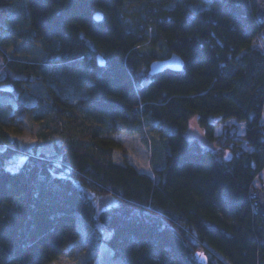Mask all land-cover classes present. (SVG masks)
I'll use <instances>...</instances> for the list:
<instances>
[{
	"label": "trees",
	"instance_id": "trees-1",
	"mask_svg": "<svg viewBox=\"0 0 264 264\" xmlns=\"http://www.w3.org/2000/svg\"><path fill=\"white\" fill-rule=\"evenodd\" d=\"M129 1L27 0L29 29L19 30L9 25L14 0H0V43L36 40L43 52L29 60L0 46L7 70L23 75L0 83L43 88L28 92L29 103L0 90V264L66 254L80 220L109 229L106 242L124 264H202L199 251L208 264H264V222L251 196L264 170V23L254 0H137L132 11ZM173 53L182 69L149 71ZM3 108L9 122L40 121L50 151L38 143L22 151ZM194 116L228 159L188 139ZM228 119L244 122V133L217 134ZM144 123L176 128L151 154V171L117 163L122 144L111 136L142 133ZM20 153V168H7ZM90 192L116 203L98 211Z\"/></svg>",
	"mask_w": 264,
	"mask_h": 264
},
{
	"label": "rangeland",
	"instance_id": "rangeland-1",
	"mask_svg": "<svg viewBox=\"0 0 264 264\" xmlns=\"http://www.w3.org/2000/svg\"><path fill=\"white\" fill-rule=\"evenodd\" d=\"M27 0H14L15 3L11 10H13V19L10 21V26L19 30L29 29V11L27 7ZM143 2L137 0L129 1L126 4V9L132 11L139 7ZM264 47V42L260 43ZM0 46L4 51H16V56L27 57L29 60H37L42 58V44L36 40H31L25 43L22 38H11L0 43ZM142 50L146 51L147 45H143ZM150 72H148V75ZM23 75L10 72L5 67V59L0 54V79L3 77H10L11 79L22 78ZM149 76H145L143 81L147 82ZM6 83H0V85ZM9 84V82H7ZM6 84V85H7ZM12 84V83H11ZM21 86H24L26 93L17 89H13L15 95L21 96L28 103L31 102V98L28 97V92H42L41 86L34 87L31 83L21 82ZM77 97L70 98V102H75ZM4 107V101L1 102ZM1 107V106H0ZM2 120L6 123V129L9 131L13 138H16L20 142L22 151H27L33 147L34 143H38L39 149L44 151H50V147L46 144V141L40 139V129H46L43 127L40 121L35 120L32 116L28 115L24 118V121L5 120L6 113L10 112L8 109H2ZM83 113V112H82ZM264 122V114H263ZM152 125H156L157 121H152ZM162 130L157 128H151V125L144 123V131L139 134L125 135V134H113L115 139L121 142V148L115 151V161L117 163H124L129 161L138 166V169L142 171H151V158L154 150L157 154L160 151L165 150L167 147L168 136L176 131L174 125L166 123L162 125ZM231 130L241 135L245 131V123L239 122L235 119H228L218 126L216 133L221 134L224 130ZM188 139L197 138L205 147L216 151L221 159H228L229 154L225 149H221L217 146L216 142L209 141L207 139L204 129L199 125L198 117L194 116L190 119L188 129L186 131ZM245 146V143L242 144ZM159 155V154H158ZM25 156L23 153L17 155L14 159L6 161V167L10 170H17L20 168ZM256 186L261 187L264 185V170L262 172L261 180H257ZM90 196L93 198L97 210L105 209L116 203V199L112 195H95L90 192ZM79 222V228L81 232L80 238L74 243L73 248H70L66 254L59 255L56 259L47 264H124L121 262L120 257L114 255L112 249L106 242L111 234V231L104 227L101 223H98L96 228H89L84 225L81 220Z\"/></svg>",
	"mask_w": 264,
	"mask_h": 264
},
{
	"label": "water",
	"instance_id": "water-1",
	"mask_svg": "<svg viewBox=\"0 0 264 264\" xmlns=\"http://www.w3.org/2000/svg\"><path fill=\"white\" fill-rule=\"evenodd\" d=\"M256 6H257V16L258 18L264 23V0H254ZM94 17L96 19H101L102 18V12L98 11L94 14ZM264 37V28L262 30L261 33ZM97 63H99V65H104L105 64V59L102 56V54H98L97 55ZM184 66V60L182 59V57L177 54V53H173L171 56L167 57V58H159V59H154L151 63H150V72L152 74L154 73H158L163 71L166 68H170L172 70H180L182 69ZM13 86L11 84H2L0 85V90H4V91H12ZM251 196L255 199V203L257 204V213H259V215L261 216L263 222H264V185H262L261 187H256L252 193ZM264 224V223H263ZM207 254H205L202 251L197 252V258L198 260L202 263V264H208L209 260L207 258Z\"/></svg>",
	"mask_w": 264,
	"mask_h": 264
}]
</instances>
